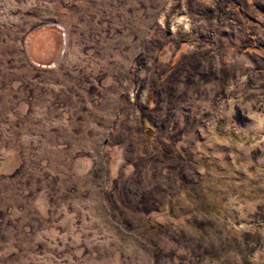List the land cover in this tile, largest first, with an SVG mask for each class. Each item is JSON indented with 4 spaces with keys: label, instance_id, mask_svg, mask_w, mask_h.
<instances>
[{
    "label": "rangeland",
    "instance_id": "obj_1",
    "mask_svg": "<svg viewBox=\"0 0 264 264\" xmlns=\"http://www.w3.org/2000/svg\"><path fill=\"white\" fill-rule=\"evenodd\" d=\"M0 264H264V0H0Z\"/></svg>",
    "mask_w": 264,
    "mask_h": 264
}]
</instances>
